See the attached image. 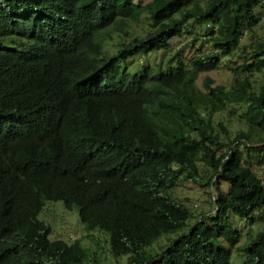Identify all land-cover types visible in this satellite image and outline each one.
<instances>
[{
    "label": "trees",
    "instance_id": "16d2710c",
    "mask_svg": "<svg viewBox=\"0 0 264 264\" xmlns=\"http://www.w3.org/2000/svg\"><path fill=\"white\" fill-rule=\"evenodd\" d=\"M142 2L0 0V264H234L233 221L264 209V0ZM192 34L209 50L150 64ZM184 181L215 208L194 224ZM55 202L106 235L110 262L51 239L39 216ZM253 237L242 264H264V217Z\"/></svg>",
    "mask_w": 264,
    "mask_h": 264
},
{
    "label": "rangeland",
    "instance_id": "374dc122",
    "mask_svg": "<svg viewBox=\"0 0 264 264\" xmlns=\"http://www.w3.org/2000/svg\"><path fill=\"white\" fill-rule=\"evenodd\" d=\"M150 0H143L142 3H147ZM260 24L255 28L256 32L259 35V38L264 39V14H259ZM149 22L145 19L141 21L139 24H133V32L136 35L143 33L144 28H148ZM195 38V34L185 35L183 38L174 39L172 41V47L169 53L166 54H158V55H149L147 59L149 60L151 65L157 63H162L163 61H168L170 55L172 57V63L177 65L179 61L184 60L188 61L197 53V49L206 51L209 50L208 45H205L207 41L198 42L196 45L188 46ZM107 48L111 51V53H115L118 50V47L114 44L113 41L107 43ZM146 59H133L129 62L131 67L141 66L143 63H146ZM227 60H225L226 62ZM209 75L216 81L217 84H227L230 80V75L226 66L221 68L218 71L209 73ZM262 75H256L255 79L260 80ZM203 77L199 80L201 84ZM237 120L232 118H228L225 121L226 124L230 122L235 124ZM256 173L262 178L264 181V165L254 167ZM208 190L206 188L201 187L199 184L189 183V182H181L179 186L174 190V197L178 200L183 201L188 205V207L193 212L195 218L191 221V223H195L196 219H202V214H211L215 212V208L212 207L210 203V195L208 194ZM211 193V191H210ZM57 207V208H56ZM264 217V209L260 212H256L254 214V224H250L248 221H243L241 219H235L233 222L236 226V229L241 232L242 240L238 247L234 249L233 256L234 260L238 261L234 264H242L239 260L241 256L238 253V250L242 248L249 240V235L252 233L254 235L253 239H256V235L262 228V220ZM40 220H45L46 224H50L52 227V235L51 239H65L68 241H74L76 239H80L85 242V245L92 246V250L98 252L100 254L101 263L106 261H111L113 257L109 251V243L108 238L105 234L100 232H86L83 226L80 225V219L78 215V211L75 210L74 213L65 209L64 205L61 202H55L54 205H50L42 214L39 216ZM82 224V223H81ZM173 238H164L160 239L157 242L152 250L153 251H162V249L167 246ZM101 244V249L98 248V245ZM119 263H126V258H122Z\"/></svg>",
    "mask_w": 264,
    "mask_h": 264
}]
</instances>
